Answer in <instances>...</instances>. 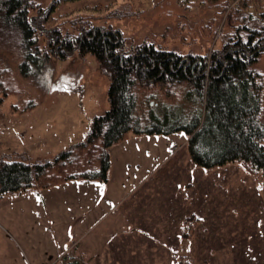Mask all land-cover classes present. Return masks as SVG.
I'll return each instance as SVG.
<instances>
[{
	"label": "rangeland",
	"instance_id": "1",
	"mask_svg": "<svg viewBox=\"0 0 264 264\" xmlns=\"http://www.w3.org/2000/svg\"><path fill=\"white\" fill-rule=\"evenodd\" d=\"M33 1L50 14L45 29L54 27L71 36L89 27L117 30L127 48L149 42L181 55L220 48L231 32L225 26L226 14L235 4ZM260 6L264 9V0ZM35 36L39 47L45 46V33ZM17 44L15 32L0 35V61L17 58L13 65L0 67L10 87L32 102L33 86L14 69L20 59ZM49 66L45 75L49 91L33 109L20 111L24 104L20 94L0 96V161L50 160L82 141L91 119L109 108V79L92 54L75 52L63 60L51 59ZM254 67L264 77V53ZM185 140L182 132L166 136L128 132L114 144L106 185L110 191L128 189L131 194L117 204L115 213L99 220L96 203L89 204L88 189V184H97L105 195L106 185L98 182H63L0 199V264H64L72 257L80 264H264V180L236 165L194 166ZM95 193L98 198L100 193ZM141 195L149 201L151 196L159 197L155 204L159 216L145 227L148 237L155 239L118 237L107 241L105 248L104 234L115 233L110 222L116 224L121 208ZM91 242L97 245L89 251Z\"/></svg>",
	"mask_w": 264,
	"mask_h": 264
},
{
	"label": "trees",
	"instance_id": "2",
	"mask_svg": "<svg viewBox=\"0 0 264 264\" xmlns=\"http://www.w3.org/2000/svg\"><path fill=\"white\" fill-rule=\"evenodd\" d=\"M75 1L80 0H55ZM203 1L210 7L235 1L225 20L231 32L217 50L181 55L149 42L127 48L117 30L89 27L76 36L61 34L54 27L45 29L50 14L33 0H0V35L18 36L15 51L20 59L14 69L33 86L29 90L35 99L23 100L24 93L10 87L0 67L2 98L20 94V104L24 101L20 111L33 109L49 91L45 75L50 60L75 52L92 54L109 79V108L91 119L82 141L43 162L0 161V199L63 182L105 184L110 148L128 132L147 136L182 132L194 166L236 165L264 180V77L254 67L264 53L261 0ZM38 32L45 33L43 47L37 43ZM16 59L0 65H13ZM64 264L80 263L71 258Z\"/></svg>",
	"mask_w": 264,
	"mask_h": 264
},
{
	"label": "crops",
	"instance_id": "3",
	"mask_svg": "<svg viewBox=\"0 0 264 264\" xmlns=\"http://www.w3.org/2000/svg\"><path fill=\"white\" fill-rule=\"evenodd\" d=\"M31 141L34 143H37L34 141V139ZM89 183H93V182H89ZM107 183H108V180L105 183V185ZM88 185H89L88 189L91 192V196H92V201L89 204L92 205L94 204V202L96 203L97 208L95 211H98V214H99L97 218L98 220L105 216L107 217L109 215H112V213H115V211L117 210L115 208L117 204H119L124 198H129L131 194V190L129 191L128 189H125L124 191H121L120 193L115 192V191H110L108 190L109 189L108 185H106L104 186L105 191H106L104 195L103 190H97V187H100L99 185L97 184H88ZM95 191L100 193L98 198H97ZM34 192H38V191H34ZM18 194H21V193H18ZM18 194H9V195L13 196V195H18ZM101 195L103 199H100ZM154 196H151L150 198L151 200L149 201L148 197L141 195L140 197L136 198L134 202H129L121 208L120 220L116 222L117 225L113 224L112 221L110 222L112 225H115V227L111 225V227L114 228L115 233H113V235L104 234V236L106 237L104 238L105 241L103 242V244L105 245V248H106L107 241L112 242L114 238H118V237L120 239H132V240L139 239V241H141L145 237L149 240L155 239L153 237L152 238L148 237L151 235L147 232L148 230H145V227H147L150 224L149 221L152 220L153 222V220H155V218L159 216V213H160V208H158V206L155 205L159 203V197H156V195ZM168 199L169 198H167L166 200ZM76 210L74 208V212ZM93 214L91 215L92 218H93ZM182 217H184V215ZM157 224L158 223H156V225ZM103 232H104V229H103ZM96 245L97 244H94L93 242H91L89 244V251H92L94 248H96Z\"/></svg>",
	"mask_w": 264,
	"mask_h": 264
}]
</instances>
